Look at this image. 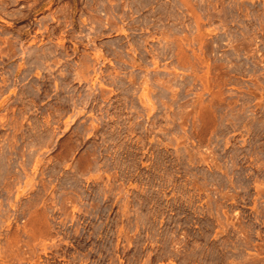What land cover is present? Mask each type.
<instances>
[{"label": "rangeland", "instance_id": "rangeland-1", "mask_svg": "<svg viewBox=\"0 0 264 264\" xmlns=\"http://www.w3.org/2000/svg\"><path fill=\"white\" fill-rule=\"evenodd\" d=\"M0 264H264V0H0Z\"/></svg>", "mask_w": 264, "mask_h": 264}]
</instances>
